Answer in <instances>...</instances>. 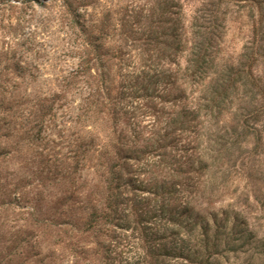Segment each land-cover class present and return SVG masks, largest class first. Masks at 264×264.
I'll use <instances>...</instances> for the list:
<instances>
[{
	"label": "rangeland",
	"instance_id": "1",
	"mask_svg": "<svg viewBox=\"0 0 264 264\" xmlns=\"http://www.w3.org/2000/svg\"><path fill=\"white\" fill-rule=\"evenodd\" d=\"M125 22L169 34L160 37L167 44L144 55H162L174 79L164 94L166 117L171 104L176 110L217 100V82L232 71L235 86L225 93L221 113L208 118L210 129L200 141L181 134L178 146L187 152L175 153L192 158L196 168L198 154L211 148L208 168L167 181L190 192L196 210L238 213L253 232L247 243L223 247L211 264H264V110H258L257 89L244 72L237 74L252 70L264 92V0H0V264H153L143 255L137 225L87 227L89 206L103 198L105 187L94 158L113 154L115 133L110 112L91 107L85 119L81 86L68 81L77 46L95 38L108 48L123 44L118 28ZM207 43L203 78L179 79ZM90 139L92 160L79 159ZM131 192L126 186L121 196L125 213ZM178 204L172 199L168 207Z\"/></svg>",
	"mask_w": 264,
	"mask_h": 264
},
{
	"label": "trees",
	"instance_id": "2",
	"mask_svg": "<svg viewBox=\"0 0 264 264\" xmlns=\"http://www.w3.org/2000/svg\"><path fill=\"white\" fill-rule=\"evenodd\" d=\"M153 26L148 24L139 29L128 26L126 22L121 23L118 32L123 44L112 48L106 47L101 38L84 41L77 46L78 61L68 73L72 88L81 86L80 95H83L86 108L83 109V103L80 113L85 119H90L91 107L97 108L100 113L110 112L115 133L113 142L109 143L113 154L102 151L94 158L97 172L105 180V187L103 198L89 206L87 227L91 228L98 222L132 229H137L134 226L137 225L143 255L149 257L153 264H211L212 260L218 259L217 254L228 249L223 247L238 240L247 243L252 239L253 232L238 213L230 217L227 210L205 213L196 210L193 195L190 192L184 194L183 189H175L173 183L167 180L176 179L178 175L182 178L187 171L202 174L208 168L205 158L212 153L211 148L208 153L198 154L196 162L199 165L196 168H192V158L185 157L183 161L181 155L176 157L178 151L187 152L186 147L178 146L180 135L195 134L194 140L200 141L205 131L210 129L208 118L215 110L221 113L220 104L225 101V93L236 82L231 81L232 71L229 70L227 78L217 82L222 89L215 92L219 97L217 100L202 98L206 101L203 105L195 104L189 108L178 104L176 110L175 104H171L173 110L168 114L172 115L164 116L167 114L163 105L164 94H170L168 85L174 79L164 69L162 55L154 59L144 55L151 50L157 51L162 43L167 44V40L163 42L160 37L169 34L166 30L153 34ZM126 46L130 48L125 49ZM201 46L199 49L203 53L193 52L179 79L198 81L203 78L208 67V43ZM136 49L133 55L130 51L135 52ZM238 72V75L244 72L241 75L244 80L257 89L261 97L258 110H264V92L257 85L252 70ZM114 82L116 85L109 87ZM146 119L147 123H143ZM242 123L249 127L246 119ZM92 142L90 139L85 143L79 159L92 160L88 157ZM179 161L180 166L185 162L189 168L182 169ZM126 186L132 192L127 204L129 212L125 213V202L121 196ZM178 198V207L169 208V201ZM129 214L134 216V220L128 218ZM171 259L174 263H170Z\"/></svg>",
	"mask_w": 264,
	"mask_h": 264
}]
</instances>
